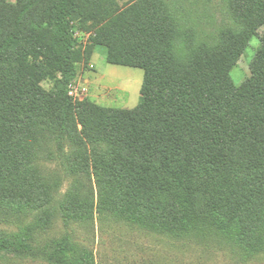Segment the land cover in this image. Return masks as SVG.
Listing matches in <instances>:
<instances>
[{"label":"trees","instance_id":"trees-1","mask_svg":"<svg viewBox=\"0 0 264 264\" xmlns=\"http://www.w3.org/2000/svg\"><path fill=\"white\" fill-rule=\"evenodd\" d=\"M206 2L0 0V211L52 203L35 164L56 146L76 177L62 206L67 221L93 214L95 199L81 192L86 175L100 215L246 257L264 252V0H223V27ZM73 22L100 26L89 50L144 71L136 108L69 95L81 59ZM255 37L250 76L236 85L231 72ZM31 231L0 237V257L95 264L71 235L40 249Z\"/></svg>","mask_w":264,"mask_h":264},{"label":"rangeland","instance_id":"rangeland-1","mask_svg":"<svg viewBox=\"0 0 264 264\" xmlns=\"http://www.w3.org/2000/svg\"><path fill=\"white\" fill-rule=\"evenodd\" d=\"M114 1L119 8L125 9L137 0ZM205 1L210 3L211 11L217 16V26H229L230 20L226 15L223 0ZM10 2L15 4L16 0ZM73 25L78 49L81 51L77 80L88 90L83 101L88 100L98 106L115 109L136 108L141 101L144 71L108 63L107 51L104 48L90 49L92 52L89 50L100 26H94L93 22L84 27L78 22H73ZM260 47V39L253 38L237 67L231 72L236 85H241L250 76V65ZM41 72L44 77L48 74L46 69ZM43 86L50 91L54 83L46 80ZM50 150L55 154L44 152L35 166L43 183L50 185L52 203L32 212L0 211V237L29 228L32 230L31 243L43 249L46 245L71 235L75 242L94 255L95 264H264V252L246 257L232 245L217 242L198 244L182 237L173 238L141 230L137 226L118 222L110 215H100L95 181L87 179L86 175L81 192L89 195L91 200L95 199L93 214L83 221H67L62 215V206L69 191L75 187L76 177L70 172V163L63 159L64 154L59 152L56 146ZM71 150L72 147L67 145L65 153L69 156ZM0 264L49 263L41 258L27 257L20 260L14 257H0Z\"/></svg>","mask_w":264,"mask_h":264},{"label":"built area","instance_id":"built-area-1","mask_svg":"<svg viewBox=\"0 0 264 264\" xmlns=\"http://www.w3.org/2000/svg\"><path fill=\"white\" fill-rule=\"evenodd\" d=\"M68 90H69V95L74 99V101H83V97L86 95L88 91L85 85H82V83L79 82V80L72 82L68 86Z\"/></svg>","mask_w":264,"mask_h":264},{"label":"crops","instance_id":"crops-1","mask_svg":"<svg viewBox=\"0 0 264 264\" xmlns=\"http://www.w3.org/2000/svg\"><path fill=\"white\" fill-rule=\"evenodd\" d=\"M85 83L87 84L88 82L86 81Z\"/></svg>","mask_w":264,"mask_h":264}]
</instances>
